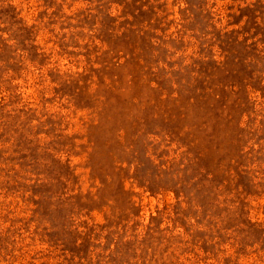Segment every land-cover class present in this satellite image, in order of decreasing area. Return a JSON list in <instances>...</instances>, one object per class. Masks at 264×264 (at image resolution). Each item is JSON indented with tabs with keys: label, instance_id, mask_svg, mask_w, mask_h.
I'll return each instance as SVG.
<instances>
[{
	"label": "rangeland",
	"instance_id": "obj_1",
	"mask_svg": "<svg viewBox=\"0 0 264 264\" xmlns=\"http://www.w3.org/2000/svg\"><path fill=\"white\" fill-rule=\"evenodd\" d=\"M0 264H264V0H0Z\"/></svg>",
	"mask_w": 264,
	"mask_h": 264
}]
</instances>
